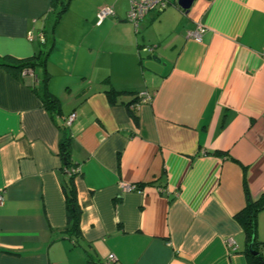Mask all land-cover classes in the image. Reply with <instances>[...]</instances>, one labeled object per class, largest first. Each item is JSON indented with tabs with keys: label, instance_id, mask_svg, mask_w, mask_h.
Segmentation results:
<instances>
[{
	"label": "crops",
	"instance_id": "0c3cea01",
	"mask_svg": "<svg viewBox=\"0 0 264 264\" xmlns=\"http://www.w3.org/2000/svg\"><path fill=\"white\" fill-rule=\"evenodd\" d=\"M164 1L135 27L129 0H69L54 24L52 0H0V59L49 48L60 109L44 108L35 74L0 66V264H248L234 214L264 194V0ZM107 5L115 15L97 24ZM151 56L160 74L143 66ZM63 134L79 169L77 242Z\"/></svg>",
	"mask_w": 264,
	"mask_h": 264
},
{
	"label": "trees",
	"instance_id": "16d2710c",
	"mask_svg": "<svg viewBox=\"0 0 264 264\" xmlns=\"http://www.w3.org/2000/svg\"><path fill=\"white\" fill-rule=\"evenodd\" d=\"M69 0H52L51 14L53 15V24L58 21L61 14L66 10ZM43 47L46 45V40L42 43ZM49 48L41 49L33 56L25 58H15L6 55L0 59V66L17 78H22L32 73L36 75V83L32 85L33 90L41 99L44 108L51 114H58L60 112L57 99L49 91L47 83L50 78V73L45 66L46 56ZM110 103H114V98L117 91L108 89L105 91ZM140 99L137 100V103ZM130 117L135 124H138V116L135 109L127 105ZM59 154L63 159V168L67 174V178L63 183V191L65 195L67 228L65 230L68 237L77 242L79 237V219L81 209L77 200V190L74 178L77 174L70 173V168L74 167L70 161V138L67 135H62L59 140ZM140 186V185H139ZM137 185V188H139ZM264 210V194L257 199H252L246 195L245 205L234 214L235 219L242 228L244 235V253L248 264H264V254L261 249H264V242L257 239V216L260 211ZM253 243V249L257 251L256 254L248 251V244ZM91 262V260H89ZM93 264V263H92Z\"/></svg>",
	"mask_w": 264,
	"mask_h": 264
},
{
	"label": "built area",
	"instance_id": "2783aa9c",
	"mask_svg": "<svg viewBox=\"0 0 264 264\" xmlns=\"http://www.w3.org/2000/svg\"><path fill=\"white\" fill-rule=\"evenodd\" d=\"M129 8L126 12V19L130 23H132L135 27L138 26L139 22L150 12L153 10H162L166 7V2L164 0H129ZM115 12L111 6H103L101 7L97 13H96V18H97V24H100L104 18L108 16H114ZM204 31L202 25H198L197 28L189 32L188 35L199 40L201 37L202 32ZM41 41H44L43 36H41ZM147 99L146 94H141L140 95V100L144 101ZM75 117V113H71L64 119V125L67 127L71 124ZM70 173L77 174L79 172V169L77 167H72L69 170ZM121 189L125 191L129 190H134L137 189V184H130V183H125L121 182L120 184ZM2 202V198L0 195V203ZM109 262H112L115 260L114 255H109L108 259Z\"/></svg>",
	"mask_w": 264,
	"mask_h": 264
},
{
	"label": "water",
	"instance_id": "95a60500",
	"mask_svg": "<svg viewBox=\"0 0 264 264\" xmlns=\"http://www.w3.org/2000/svg\"><path fill=\"white\" fill-rule=\"evenodd\" d=\"M193 1L194 0H177V4L182 10L187 12L190 6L192 5ZM143 66L154 73L160 74L165 66V62H162L160 58L156 56L145 57L143 61ZM248 251L253 254L257 253V251L253 249L252 242L248 244Z\"/></svg>",
	"mask_w": 264,
	"mask_h": 264
},
{
	"label": "rangeland",
	"instance_id": "374dc122",
	"mask_svg": "<svg viewBox=\"0 0 264 264\" xmlns=\"http://www.w3.org/2000/svg\"><path fill=\"white\" fill-rule=\"evenodd\" d=\"M53 15H54V14H51V15H50L49 20H48L49 23H51V20L53 19ZM262 254H264V250H262Z\"/></svg>",
	"mask_w": 264,
	"mask_h": 264
}]
</instances>
